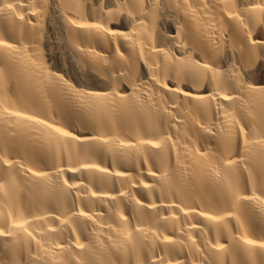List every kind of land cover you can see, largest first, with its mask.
Masks as SVG:
<instances>
[{"label": "bare ground", "instance_id": "obj_1", "mask_svg": "<svg viewBox=\"0 0 264 264\" xmlns=\"http://www.w3.org/2000/svg\"><path fill=\"white\" fill-rule=\"evenodd\" d=\"M0 264H264V0H0Z\"/></svg>", "mask_w": 264, "mask_h": 264}]
</instances>
